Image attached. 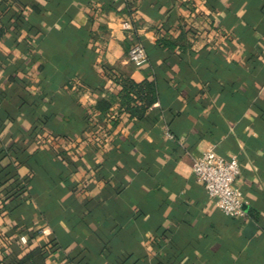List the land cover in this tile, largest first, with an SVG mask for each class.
I'll list each match as a JSON object with an SVG mask.
<instances>
[{"label":"crops","instance_id":"crops-1","mask_svg":"<svg viewBox=\"0 0 264 264\" xmlns=\"http://www.w3.org/2000/svg\"><path fill=\"white\" fill-rule=\"evenodd\" d=\"M0 22V168L24 184L0 264L47 241L38 264H264V0H0ZM103 65L156 78L148 116ZM209 143L238 155L243 217L192 176Z\"/></svg>","mask_w":264,"mask_h":264},{"label":"trees","instance_id":"trees-1","mask_svg":"<svg viewBox=\"0 0 264 264\" xmlns=\"http://www.w3.org/2000/svg\"><path fill=\"white\" fill-rule=\"evenodd\" d=\"M35 7V6H34ZM6 30L4 22H0V37ZM165 46H172L173 41L169 38H159L158 43ZM147 56L150 50L147 45H143ZM103 71L112 81L119 86L117 95L118 102L123 109L128 113L129 117L136 119H143L148 116L151 107L158 100V85L155 77L148 78L144 76L140 80H136L127 72L115 66L103 65ZM96 108L103 110L110 107V102L104 99L96 103ZM0 151V158L3 156ZM14 169L7 166L0 168V198L1 203L7 208L8 212H14L18 197L21 194L24 184L18 181L17 174L12 173ZM27 177L24 178V180ZM37 232H33V236H37ZM54 246L53 242L47 241L46 243H38L37 246L32 248L29 252L22 255L17 259L15 264H38V260L45 258L50 249ZM45 264V263H40Z\"/></svg>","mask_w":264,"mask_h":264},{"label":"built area","instance_id":"built-area-1","mask_svg":"<svg viewBox=\"0 0 264 264\" xmlns=\"http://www.w3.org/2000/svg\"><path fill=\"white\" fill-rule=\"evenodd\" d=\"M124 29H131L129 21H122ZM127 59L135 64L147 62V52L140 41L134 40L127 51ZM171 137L170 132L166 131ZM191 172L193 178L200 182L212 202L228 217H243V196L236 184L240 173L238 155L219 154L214 144H207L199 154L192 157ZM40 231V230H39Z\"/></svg>","mask_w":264,"mask_h":264},{"label":"water","instance_id":"water-1","mask_svg":"<svg viewBox=\"0 0 264 264\" xmlns=\"http://www.w3.org/2000/svg\"><path fill=\"white\" fill-rule=\"evenodd\" d=\"M255 224L252 220H249L248 223L246 224L245 231H247V235L251 234L255 230Z\"/></svg>","mask_w":264,"mask_h":264}]
</instances>
